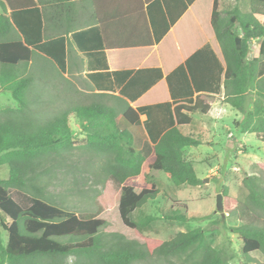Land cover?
I'll list each match as a JSON object with an SVG mask.
<instances>
[{"label":"trees","instance_id":"trees-1","mask_svg":"<svg viewBox=\"0 0 264 264\" xmlns=\"http://www.w3.org/2000/svg\"><path fill=\"white\" fill-rule=\"evenodd\" d=\"M193 1L184 3L178 16ZM235 1L249 2L250 11L242 13L237 5L221 11L220 0H214L211 13V26L224 66L205 45L166 77L171 102L133 109L124 98L134 100L147 91L162 78L160 70H138L134 75L132 71L101 72L88 79L97 89L113 92L117 88L118 96L91 94L85 102L58 103L56 108L52 101L40 104L32 91L40 79L27 72V68L32 56L40 53L55 62L59 74L63 73L61 41L42 42L41 16L33 0H0V88L18 104L17 109H0V169H7V178H0V264H63L61 259L69 255L84 257L82 264H135L152 255L165 260L185 255L191 261L189 264H228L215 248L205 244L206 229L178 232L167 241L145 237L143 233L157 217L133 214L148 201H154L159 190L154 183L140 187L131 181L141 174L146 163L149 172L166 174L176 187L200 186L193 162L185 159L183 152L187 147L206 144L201 131L192 125L191 114H208L211 108L208 99L222 92L224 103L242 116L233 122L235 131L254 134L264 143V21L256 17H264V0ZM49 3L68 6L69 0H49ZM176 19L173 16L168 25ZM11 29L18 33V39L4 40ZM87 32L92 34L93 30ZM87 32L82 34V38L86 36L85 42L74 37L82 52L93 45ZM159 40L160 36L155 42ZM254 41H258V53L250 58ZM93 48L95 52L89 57L98 56L102 60L101 46ZM102 76L109 81L100 85L96 78ZM69 87L70 84L60 95H67ZM73 92L80 99L79 92ZM46 97L52 99L57 94L46 92ZM139 115L146 116L143 127L152 144L147 158L135 151L131 134L120 128L121 120L139 125ZM70 117L84 140L82 148L77 146L69 126ZM185 127L193 131L185 134L182 132ZM77 150L94 163L93 176L102 184L103 205L96 213L77 215L42 197V177L50 169L68 166ZM243 185L248 192L247 204L242 205L223 189L222 212L237 214L244 223L231 230L239 234L241 252L248 256L264 252V228L253 225L257 218L252 214V210L264 211V186L252 177L244 178ZM115 203L121 224L135 239H126L116 232H110L107 239L102 237L101 230L107 222L99 216L106 207L114 208ZM163 218L181 223L196 220L172 209ZM63 238L68 241H60Z\"/></svg>","mask_w":264,"mask_h":264},{"label":"rangeland","instance_id":"rangeland-1","mask_svg":"<svg viewBox=\"0 0 264 264\" xmlns=\"http://www.w3.org/2000/svg\"><path fill=\"white\" fill-rule=\"evenodd\" d=\"M235 5L245 13L250 11L249 2L220 0L221 11H229ZM259 19L264 21V18ZM257 45L258 41H254L250 58L256 55ZM45 60H36L28 69L29 73H35L40 79H37L38 81L34 83L32 89L34 95L38 96L37 101L40 104L47 100L55 104L67 103L72 105L85 102L88 95L82 92L86 89L83 80L69 75V78H65V80L70 84L71 91H67V95L61 96L62 90H67L68 83L60 77L55 66L47 59ZM73 91L80 92V99L75 97ZM46 92H50L52 95L57 94V97L49 99L46 97ZM218 99L219 97L211 96L208 102L213 104ZM0 101H2L0 107L15 105V101L8 92H3L0 95ZM217 106L215 104L214 109ZM214 115L216 112L211 113L210 118H203L200 113L193 114V126L198 129L201 124H205L209 130H201L200 132L207 145L201 148L202 153L199 155H193L189 151H185L184 155L187 160L198 161L193 165V168L196 177L201 180V185L198 187L186 185L176 187L162 172H153L152 179L147 173H143L142 178L135 183L132 182V184L149 187L151 183H154L159 194L154 201H148L133 215L134 217L145 215L157 217L150 229L143 233L145 237L167 241L178 232L202 228L207 230L205 244L215 248L219 257L226 263L261 264L264 262L263 251L253 252L248 256L242 254L240 236L231 229L241 227L244 223L238 219L237 214H225L222 217L221 212L216 209V196L221 194V190L226 189L229 196L238 199L245 206L248 192L243 185V179L252 177L257 183L264 186V143L259 141L254 134L243 135L236 132L232 122L234 117L228 111L226 115L222 116L218 124L214 123ZM239 118H242L241 114H239ZM121 123L122 125L125 124L122 120ZM121 123L120 128H122ZM128 127L132 132L130 126ZM190 131V127L183 129L186 134ZM230 131L233 135L230 134ZM74 137L77 146L82 148L84 140L76 129H74ZM133 141L136 144L135 139ZM75 152L76 156L67 164L68 166L50 169V173L42 177L40 182L41 187L44 188L42 197L48 203L77 215L96 213L103 205L102 184L98 177L93 176L94 163L88 157L83 156V151L77 150ZM144 168H146V163ZM0 178H7L6 167L0 169ZM205 179L208 182H204ZM170 209L177 210L187 218H196V220H189L184 223L165 220L163 215L168 214ZM252 214L257 218L253 225L257 228H264V211L252 210ZM100 217L107 222L105 228L101 230L104 239L108 238L110 232L119 233L126 239H135L133 233L121 224L117 203H115L114 208L106 207ZM213 221L216 223L210 224ZM2 239L5 243V233L2 235ZM60 241L66 242L68 238H63ZM61 261L63 264H82L85 259L81 255H69L63 257ZM190 262L189 257L185 255L169 260L152 255L135 264H189Z\"/></svg>","mask_w":264,"mask_h":264},{"label":"crops","instance_id":"crops-1","mask_svg":"<svg viewBox=\"0 0 264 264\" xmlns=\"http://www.w3.org/2000/svg\"><path fill=\"white\" fill-rule=\"evenodd\" d=\"M33 1L41 16L42 42L61 41L64 72L60 73V77L67 79L70 75L81 78L86 85V89L82 92L86 95L109 93L118 96L117 88L113 92L107 89H97L95 84L88 79L91 75L101 72L122 71H132V75H134L138 70L158 69L162 75L159 81L136 99H124L133 109L171 102L166 77L205 45L212 49L219 62L224 66L221 48L211 26L214 0H194L179 16L183 4H188V0H69L68 6L63 3H49V0ZM173 16H177L176 21L172 25H168ZM256 17L258 19L264 18L259 15ZM167 25V31L161 35ZM87 30H93V33L89 34ZM84 32L88 33V40L92 37L93 45L88 51L82 52L77 48L74 37L78 36L80 40L83 39L85 42L86 36L82 38ZM98 36L101 42H98ZM159 36L160 40L155 42ZM18 37V33L11 29L4 40L18 39ZM99 45L104 53V58L101 60L98 56V58L89 57L88 54L95 52L93 46ZM257 53L258 45L255 56ZM45 59L53 66H57L45 55L35 53L29 62L27 72H30L29 66H32L36 60L46 61ZM105 64L106 67H103ZM101 69L104 70L101 71ZM21 71L23 72L22 76L25 77L24 68ZM112 80H114L113 77ZM96 81L103 85L109 80L102 76L97 77ZM3 92L0 88V95ZM79 96H81L80 92ZM213 96L219 97V99L210 104V111L203 115V118H210L211 113L216 112L213 120L214 123L218 124L222 116L226 115L228 111L234 117L232 122L240 119V113L224 103L223 92ZM215 104L218 106L214 109ZM54 107H58V104H54ZM5 108L17 109L18 104L15 102L12 107H0V109ZM191 117L192 125H194L193 114ZM139 120L140 123L137 126L127 124L133 133L125 124L122 125L121 123V126L131 134L132 140L135 139L136 144L133 141L135 151L147 158L151 154L152 144L143 127L146 116L139 115ZM69 126L73 131L76 129L73 117L69 118ZM198 129L200 131L208 130L205 124H201ZM230 134L233 135L231 131ZM203 146L206 144L198 147H187L183 150L184 155L185 151L199 155L202 153L201 148ZM188 161L193 162V165L198 162L194 159H188ZM143 173H147L150 177L153 172H149L147 166L146 168L143 166L141 174L133 179L131 184L140 180Z\"/></svg>","mask_w":264,"mask_h":264},{"label":"water","instance_id":"water-1","mask_svg":"<svg viewBox=\"0 0 264 264\" xmlns=\"http://www.w3.org/2000/svg\"><path fill=\"white\" fill-rule=\"evenodd\" d=\"M204 182H208L207 179H205ZM216 209L218 212H221V216L224 217L225 214L222 212L223 210V198L221 194H217L216 196Z\"/></svg>","mask_w":264,"mask_h":264}]
</instances>
